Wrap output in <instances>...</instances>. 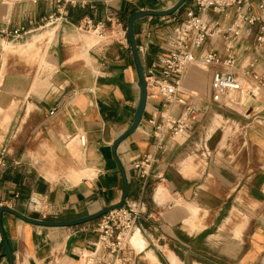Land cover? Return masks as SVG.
<instances>
[{"label": "crops", "instance_id": "obj_1", "mask_svg": "<svg viewBox=\"0 0 264 264\" xmlns=\"http://www.w3.org/2000/svg\"><path fill=\"white\" fill-rule=\"evenodd\" d=\"M68 1L0 0V264H11L8 248L13 264H85L99 236V216L125 198L148 207L140 221L144 240H134L140 248L134 264H263L264 97L246 110L217 105L213 79L227 68L199 62L181 94L198 115L175 147L157 150L148 120L163 103L148 100L141 125L115 151L140 100L129 35L127 42L101 40L79 27L90 18L127 29L134 14L165 12L181 0ZM189 6L190 0L171 16L135 23L145 71L164 54ZM64 7L68 20L53 33L32 29ZM209 15L223 30L236 20L234 10L227 18ZM20 29L32 30L20 37L1 34ZM41 41L48 48L37 52ZM208 51L223 60L234 56L238 73L250 70L264 80V16L233 52L219 37L197 58ZM184 109L170 112L179 117ZM148 155L156 162L144 187L134 164Z\"/></svg>", "mask_w": 264, "mask_h": 264}, {"label": "built area", "instance_id": "obj_2", "mask_svg": "<svg viewBox=\"0 0 264 264\" xmlns=\"http://www.w3.org/2000/svg\"><path fill=\"white\" fill-rule=\"evenodd\" d=\"M75 4L74 1H68ZM184 21L173 29L165 46L164 54L159 55L154 63L145 71L148 100H159L163 103L162 112H155L148 120L153 128L152 135L156 140L157 150L161 153L171 151L177 140L186 135L198 115L197 107L181 97L184 80L189 69L199 62L205 67L224 66L226 72L217 73L212 83V100L219 106L232 109L240 107L244 101H237L242 93L251 101L264 97V80L253 71L238 73L236 59L229 56L226 60L216 51H208L199 59L196 53L215 37L224 40L228 52H233L244 34L248 37L253 32L257 22L264 16V0H190ZM254 8L259 12L254 13ZM230 10L236 14L235 22L226 30L219 26L220 20L210 18V13L221 18H227ZM68 11L53 14L42 22L47 26L58 25L68 20ZM95 22L86 18L80 25L82 32L92 33L101 40L127 42L128 32L121 24L116 27L109 21ZM29 30H3V36L20 37L29 34ZM241 102V103H240ZM174 106L184 107V112L175 117L170 112ZM53 114V113H52ZM80 145L86 146L85 134L78 136ZM156 159L152 155L144 157L134 164V170L144 187L152 177ZM2 165V164H1ZM4 166V165H3ZM148 213L144 200L126 199L122 206L111 208L103 214L98 222V239L93 250L85 257V264H134L139 252L133 245L134 236L142 235L140 221ZM0 241H3V231L0 225Z\"/></svg>", "mask_w": 264, "mask_h": 264}, {"label": "water", "instance_id": "obj_3", "mask_svg": "<svg viewBox=\"0 0 264 264\" xmlns=\"http://www.w3.org/2000/svg\"><path fill=\"white\" fill-rule=\"evenodd\" d=\"M187 1L188 0H181L177 6H175L171 10H168L165 12H153V11L139 12V13L131 16L129 19L127 32L129 35L132 52H133V55L135 58V62L137 65V70H138L139 78H140L139 85H138L139 89H140V100H139V105H138L132 126L129 128L128 131H126L122 136H120L118 138V140H116V142L114 143L115 151H116L117 147L123 141H125L128 137H130L139 128V126L141 125V123L143 121L145 111H146L147 102H148V92H147V82H146V78H145V70H144V66L142 63L141 54H140V51H139L138 46H137V40L135 37V23L137 21L144 19V18H147V17H168V16H171V15L177 13L186 4ZM125 200H126V198L124 199L121 206L125 203ZM109 210L105 211L103 214H105ZM2 212H8V213H10L14 216H17L18 218L26 221V222H28V223H31V224L45 225V223H42V222L31 221V220L23 217L19 213L15 212L9 208H3ZM103 214H101L99 217H101ZM59 225L60 224H56V226H59ZM8 254H9L10 263L13 264V255H12L11 250L9 248H8Z\"/></svg>", "mask_w": 264, "mask_h": 264}, {"label": "rangeland", "instance_id": "obj_4", "mask_svg": "<svg viewBox=\"0 0 264 264\" xmlns=\"http://www.w3.org/2000/svg\"><path fill=\"white\" fill-rule=\"evenodd\" d=\"M224 21V19L222 20V22ZM46 24L47 23H43V24H41L40 26H34L32 29H37V28H41V27H44V28H46V30L45 31H47L48 33H53L54 32V28L57 26V25H54V26H47L46 27ZM32 29H30L29 31H31ZM49 40V39H48ZM43 41V40H42ZM40 42V43H38L37 45H38V47H36V49H38V51L37 52H39L40 50L42 51L43 49L44 50H47V48H48V45H46L45 46V43L44 42ZM45 47H44V46ZM36 46V45H35ZM19 48H21V47H19ZM32 49V48H31ZM30 54H31V51H30ZM39 56H41V54H39ZM199 65L201 66V67H203V68H205L201 63H199ZM261 98L263 97V96H260ZM241 98H243V99H238V98H236V102L237 101H244V104H242L240 107L238 106V107H232V110H238L239 108H242V109H247L248 107H246V105L247 104H250L251 102H253V101H251L250 100V97H247V95L245 94V93H242V95H241ZM241 103V102H240ZM248 106V105H247ZM217 125H223V120L222 119H219L218 120V124ZM263 264H264V261H263Z\"/></svg>", "mask_w": 264, "mask_h": 264}, {"label": "bare ground", "instance_id": "obj_5", "mask_svg": "<svg viewBox=\"0 0 264 264\" xmlns=\"http://www.w3.org/2000/svg\"><path fill=\"white\" fill-rule=\"evenodd\" d=\"M80 156H82V155H80ZM139 236L141 237V239H143V237H142V235L141 234H139V233H137L134 237H135V239L133 238V245L136 247V249H137V251H139L140 250V248L135 244V242H137L138 240H139ZM134 240H135V242H134ZM144 240V239H143Z\"/></svg>", "mask_w": 264, "mask_h": 264}]
</instances>
